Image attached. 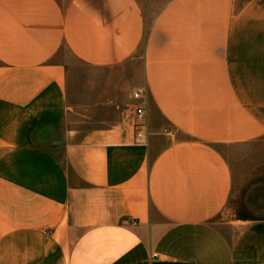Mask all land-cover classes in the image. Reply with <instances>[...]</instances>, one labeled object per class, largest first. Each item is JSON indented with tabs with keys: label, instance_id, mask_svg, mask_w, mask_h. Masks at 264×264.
Wrapping results in <instances>:
<instances>
[{
	"label": "crops",
	"instance_id": "crops-1",
	"mask_svg": "<svg viewBox=\"0 0 264 264\" xmlns=\"http://www.w3.org/2000/svg\"><path fill=\"white\" fill-rule=\"evenodd\" d=\"M69 60L139 61L106 127L65 126ZM249 145L264 158V0H0V264H264L221 154Z\"/></svg>",
	"mask_w": 264,
	"mask_h": 264
},
{
	"label": "rangeland",
	"instance_id": "rangeland-1",
	"mask_svg": "<svg viewBox=\"0 0 264 264\" xmlns=\"http://www.w3.org/2000/svg\"><path fill=\"white\" fill-rule=\"evenodd\" d=\"M69 68V92L72 112L67 127L103 128L125 109L123 99L130 93L128 82L136 79L139 61L129 67L92 69L73 60ZM125 68V69H124ZM261 145L226 148L221 154L230 164L235 184L228 207L237 212L246 210L250 215H264V158Z\"/></svg>",
	"mask_w": 264,
	"mask_h": 264
},
{
	"label": "built area",
	"instance_id": "built-area-1",
	"mask_svg": "<svg viewBox=\"0 0 264 264\" xmlns=\"http://www.w3.org/2000/svg\"><path fill=\"white\" fill-rule=\"evenodd\" d=\"M131 94L133 100H139L141 98V95L136 91L131 92ZM131 111H133L134 116V123L132 127L134 128L135 141L137 143H144L147 137V128L144 118V111H142V106L140 104L133 106Z\"/></svg>",
	"mask_w": 264,
	"mask_h": 264
}]
</instances>
